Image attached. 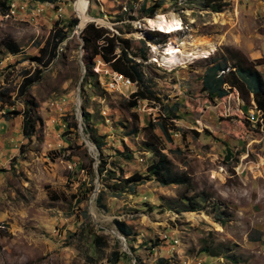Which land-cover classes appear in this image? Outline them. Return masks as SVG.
<instances>
[{"label":"rangeland","instance_id":"obj_1","mask_svg":"<svg viewBox=\"0 0 264 264\" xmlns=\"http://www.w3.org/2000/svg\"><path fill=\"white\" fill-rule=\"evenodd\" d=\"M77 1L13 0L10 11L0 8V264H111L112 253L117 264H264V118H246L258 111L252 94L235 88L210 98L203 87L215 64L233 70L238 52L261 73L264 88V0H220L221 12L203 0H87L83 27ZM155 3L161 6L150 15ZM157 15L177 18L182 30L158 32L149 23ZM73 19L78 24L57 57L47 66V57L35 61ZM88 26L145 54L134 58L138 83L119 86L88 55L91 77L84 79L81 34ZM190 35L214 45L212 54L169 66L154 49L181 46ZM12 45L18 53H10ZM27 77L35 80L21 96ZM138 89L151 100L130 108ZM24 102L38 119L30 142L22 135ZM83 111L101 150L84 133ZM160 155L189 189L154 178L124 183L146 177ZM183 197L199 210L190 211ZM114 221L132 234L122 236ZM89 233L106 246L95 252Z\"/></svg>","mask_w":264,"mask_h":264},{"label":"trees","instance_id":"obj_2","mask_svg":"<svg viewBox=\"0 0 264 264\" xmlns=\"http://www.w3.org/2000/svg\"><path fill=\"white\" fill-rule=\"evenodd\" d=\"M33 1L42 3L47 0ZM12 2L13 0H0V8L3 9V12L9 11ZM203 3L205 7H208L211 11L214 12H221L225 6V4L220 0H203ZM160 6L161 3H155L152 7L147 9L148 13L152 15ZM60 24L61 23H57L56 26H60ZM77 24L78 21L76 19L66 21L60 29H57L55 31V34L52 36L51 40L42 49H40V56L35 57L34 60L41 62L44 57H47V61L45 64L46 66L50 64L57 57V48L59 47V45L67 40L69 33L73 31ZM105 34V31H103L102 29L94 28L92 26H88L84 29V31H82L81 35L83 38V48L85 50L83 61L85 67L88 69L87 73L84 76V79H86L87 81V79L91 77V66L85 59V55H88L91 59L98 57L100 62H102L110 71H115L121 77H127L132 82L138 83L142 77V74L138 70L139 63H136L134 58L139 56L142 60H145V54H140V49L135 48L132 49L131 53H129V42L127 40L119 39L118 37H107ZM156 34L160 35V33ZM117 51H119V53H117ZM18 52L19 50L17 46L12 45L10 47L11 54H16ZM236 55L237 58L233 64V70L229 68V70L226 71L225 63L215 64L213 67H211L204 75L203 87L207 90V94L210 98L222 99L227 96L229 89L234 90L235 88H238L241 92L244 90V92L252 94L253 100L259 111L260 118L261 120H263L264 88L262 75L254 67H250V65L252 64L242 54L237 52ZM227 77H231V80L229 81ZM35 78L39 80V77ZM34 80V77L25 78L19 88V95L25 96L26 92L34 83ZM229 82L231 83V85L229 84ZM224 85H226L228 89L225 90L223 88ZM131 97L132 100L128 102L130 108L137 107V100H151L150 97H148V95L141 89H138L131 95ZM23 106L24 110L22 111V135L27 141L30 142L35 135V126L38 122V119L36 118L34 107H31L29 102H24ZM258 111L256 110V112ZM18 114L19 112L16 111H14L13 113V115ZM259 115L257 120H260ZM82 122L85 125L84 133L90 135V141L95 144L98 150H101V147L103 146L101 138L98 139V137H95V135L92 134L89 126V114L85 111H83L82 113ZM160 130L165 136L166 140L169 141L170 137L164 125H160ZM170 165V160L167 159L166 156L160 155L159 160L148 167V175L146 177L135 174L126 179L124 183H126V185L128 186H131V184L133 185L135 183H141L145 180H151L152 178H154L155 181L163 187L174 184L181 188L189 189V182L181 177L171 175V171H169ZM99 168V172L101 173V171H103V168ZM183 198L187 201L188 209L190 211L199 210L200 206L196 201H194L190 197ZM100 200L101 195L97 200V203L101 204ZM114 226L116 227L118 232L125 238H128L132 234V230L129 225L122 221H114ZM89 235L91 240L89 245L95 250V252L106 246L105 242H103L104 240L102 239V237L97 236L95 233H89ZM119 258V254L112 253L111 264H117Z\"/></svg>","mask_w":264,"mask_h":264},{"label":"bare ground","instance_id":"obj_3","mask_svg":"<svg viewBox=\"0 0 264 264\" xmlns=\"http://www.w3.org/2000/svg\"><path fill=\"white\" fill-rule=\"evenodd\" d=\"M86 2L87 0H78L75 4V8L82 18V21L80 20L79 27H83L84 23L89 20L86 13V7H88L86 6ZM149 23L152 27H156L158 32L163 34H173L177 31H181L183 28H181L182 22H180L177 18L173 17L172 20L168 21L163 15H157L156 17L150 19ZM185 41V43L178 47H176V45H169L166 48V46L154 45V49L155 51H160L163 54V59L169 66L185 64L182 62V59L186 57H192L193 59L208 57L215 49L214 45L201 44L200 39L191 35L188 36ZM185 50H188V52L185 53ZM180 57L182 58L180 59Z\"/></svg>","mask_w":264,"mask_h":264},{"label":"built area","instance_id":"obj_4","mask_svg":"<svg viewBox=\"0 0 264 264\" xmlns=\"http://www.w3.org/2000/svg\"><path fill=\"white\" fill-rule=\"evenodd\" d=\"M10 11V10H9ZM12 12V10H11ZM182 57H180L181 59ZM157 60L155 57H152V60ZM162 66V65H161ZM104 76H117L119 80V86H123L125 88H131L132 84H135L136 82H132L129 78L127 77H119L118 74L115 71H110L109 69L104 70ZM105 78V77H104ZM119 87H113L112 90H118ZM247 119L255 124H262L263 120H257V114L256 111H250L247 113ZM199 126V122L197 123Z\"/></svg>","mask_w":264,"mask_h":264}]
</instances>
